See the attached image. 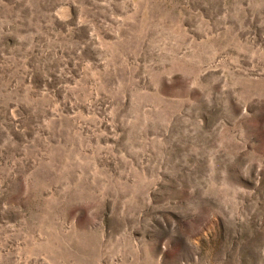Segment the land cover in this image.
<instances>
[{"label": "rangeland", "instance_id": "1", "mask_svg": "<svg viewBox=\"0 0 264 264\" xmlns=\"http://www.w3.org/2000/svg\"><path fill=\"white\" fill-rule=\"evenodd\" d=\"M264 264V0H0V264Z\"/></svg>", "mask_w": 264, "mask_h": 264}, {"label": "bare ground", "instance_id": "2", "mask_svg": "<svg viewBox=\"0 0 264 264\" xmlns=\"http://www.w3.org/2000/svg\"><path fill=\"white\" fill-rule=\"evenodd\" d=\"M151 264V263H150Z\"/></svg>", "mask_w": 264, "mask_h": 264}]
</instances>
